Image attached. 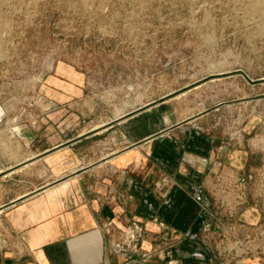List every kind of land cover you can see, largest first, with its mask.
I'll return each instance as SVG.
<instances>
[{"label":"rangeland","instance_id":"1","mask_svg":"<svg viewBox=\"0 0 264 264\" xmlns=\"http://www.w3.org/2000/svg\"><path fill=\"white\" fill-rule=\"evenodd\" d=\"M59 109L126 114V145L203 116L249 154L212 198L218 264L264 261V0H0L2 124Z\"/></svg>","mask_w":264,"mask_h":264},{"label":"crops","instance_id":"2","mask_svg":"<svg viewBox=\"0 0 264 264\" xmlns=\"http://www.w3.org/2000/svg\"><path fill=\"white\" fill-rule=\"evenodd\" d=\"M87 117L0 119V264H218L211 202L247 163L241 145L203 116L127 145L126 114Z\"/></svg>","mask_w":264,"mask_h":264}]
</instances>
